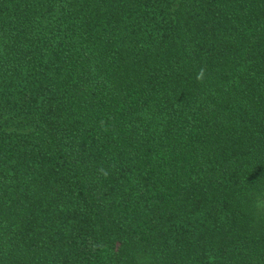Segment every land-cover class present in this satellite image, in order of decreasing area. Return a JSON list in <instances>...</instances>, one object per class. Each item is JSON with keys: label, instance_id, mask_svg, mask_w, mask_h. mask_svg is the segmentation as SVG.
Returning a JSON list of instances; mask_svg holds the SVG:
<instances>
[{"label": "trees", "instance_id": "obj_1", "mask_svg": "<svg viewBox=\"0 0 264 264\" xmlns=\"http://www.w3.org/2000/svg\"><path fill=\"white\" fill-rule=\"evenodd\" d=\"M0 264H264V0H0Z\"/></svg>", "mask_w": 264, "mask_h": 264}, {"label": "clouds", "instance_id": "obj_2", "mask_svg": "<svg viewBox=\"0 0 264 264\" xmlns=\"http://www.w3.org/2000/svg\"><path fill=\"white\" fill-rule=\"evenodd\" d=\"M201 71H203V70H201ZM198 79H199V77H198Z\"/></svg>", "mask_w": 264, "mask_h": 264}]
</instances>
